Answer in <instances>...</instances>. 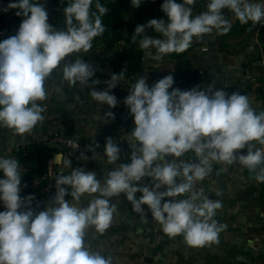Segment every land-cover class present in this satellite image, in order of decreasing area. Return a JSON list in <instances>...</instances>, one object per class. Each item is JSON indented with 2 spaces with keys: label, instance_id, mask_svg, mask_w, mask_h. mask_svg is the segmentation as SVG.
Masks as SVG:
<instances>
[{
  "label": "clouds",
  "instance_id": "9594fccd",
  "mask_svg": "<svg viewBox=\"0 0 264 264\" xmlns=\"http://www.w3.org/2000/svg\"><path fill=\"white\" fill-rule=\"evenodd\" d=\"M141 3L131 0L134 8ZM195 3L164 0L161 11L166 19L138 25L132 43L139 38V48L147 58L161 61L167 54L186 51L193 38L213 31L218 35L229 32L232 24L223 14L225 9L242 25L264 23V2L209 0L206 11L194 16ZM92 4L93 0H70L63 8V29L49 25L40 0H16L2 9L5 13L15 10L22 22L15 35L0 41V127L24 138L42 124L47 110L43 102L49 99L46 81L58 69L69 87L79 84L90 89L92 101L109 108L117 106V98L110 92L125 79L124 71L105 81L107 90L97 91L99 81L89 84L95 76L91 64L78 56L62 65L73 53H88L94 38L106 31L102 17L109 9L96 0L92 11ZM146 29H153L158 36L148 35ZM173 84V76L168 75L151 87L147 77L129 85L124 104L135 125L126 140L130 163L117 164L120 148L111 137L105 141L103 156L94 151L99 147L95 143L81 152V160L88 158L85 152H91V159L112 166L103 182L95 172L73 169L70 159L56 154L54 162L62 168L55 177V195L43 210H38L39 202L33 207V195L20 196L19 161L0 156V201L5 208L0 212V264H113L111 256L104 257L87 246L85 237L88 229L102 235L110 228L117 213L110 200L121 194L142 219L146 218L143 206H147L169 238L182 236L193 248L219 243L226 225L215 217L223 204L195 185L213 172V163H238L252 173L250 179L264 183V111L257 113L247 96L239 92L229 95L213 84L206 90L197 85L185 91ZM54 91L63 97L62 88ZM94 118L102 119L99 114ZM114 119L109 111L103 122ZM68 143L79 147L71 139ZM245 147L246 155H236ZM189 152L192 159H181ZM193 156L198 162H193ZM64 169L70 172L64 174ZM144 178H150L151 184L136 186ZM162 187L166 191L161 192ZM137 193H141L140 199H136ZM66 196L71 199L65 200ZM83 198H87L86 206Z\"/></svg>",
  "mask_w": 264,
  "mask_h": 264
},
{
  "label": "crops",
  "instance_id": "0c3cea01",
  "mask_svg": "<svg viewBox=\"0 0 264 264\" xmlns=\"http://www.w3.org/2000/svg\"><path fill=\"white\" fill-rule=\"evenodd\" d=\"M208 2L209 0L198 1L193 15L206 11ZM223 14L232 24L229 32L218 35L213 31L199 39L193 38L191 46L184 51L197 69L198 80L194 85L180 90H191L197 85L200 90H206L213 84L217 90H223L229 95L239 92L247 96L251 106L259 113L264 111L259 83V62L264 61V23L252 25L249 22L242 25L227 9ZM151 51L155 54L154 49ZM179 54H167L161 61H154L147 58L144 51L141 70L137 74H131L127 64L117 63L118 55L114 51L92 48L88 53H73L65 58L62 65L78 56L85 63L91 64L95 69V76L89 84L99 81L95 88L97 91L107 90L105 81L110 80L113 74L125 72V79L110 92L117 98V106L109 108L107 104L100 105L92 101L89 88H81L79 84L69 87L67 82H62L61 70H55L45 85L49 90V99L44 101L47 106L43 113L45 120L24 138L0 127V156L32 143H47L58 135H68L78 140L84 151L91 144H98L99 147L94 148V151L103 156L105 141L111 137L120 148L121 159L117 164L130 163L131 150L126 140L135 125L134 117L129 115V109L124 104V99L129 94V85L139 77H147L149 87L168 75L174 78L179 64L176 56ZM56 88L63 89L62 98L56 95ZM173 88H176L174 84ZM109 111L114 114L115 119L104 123L105 113ZM98 114L101 121L94 118ZM56 154H63L70 159L73 169L82 168L85 172H95L97 180L101 182L104 174L112 171V166L91 159V152L84 153L88 157L86 160L80 159L81 152L73 156H69L67 152L54 153V159ZM246 154L247 147L236 153ZM181 159L186 160L185 157ZM20 167L21 198L33 195L39 200V208L43 210L52 197L47 192L45 177L31 178V168L25 165ZM64 171L68 174L70 169ZM250 176L252 173L238 163L230 166L213 163V172L204 191L210 199L220 200L223 204L222 210H218L215 217L219 223L226 225L219 234L218 244L193 248L184 242L182 236L169 238L152 218L147 206H143L146 218L142 219L140 214L132 211V205L124 194L110 200L117 207L110 228L102 235L94 229H88L85 243L92 250L100 251L104 257L111 256L113 264H264V200L260 194L262 185L250 179ZM150 184V178H144L136 186ZM160 191H166V187H162ZM140 198L141 193H137L136 199ZM69 199L70 196L65 197V200ZM164 202L166 201H162V204ZM82 203L86 206L87 198H83ZM3 211L5 208L0 201V212Z\"/></svg>",
  "mask_w": 264,
  "mask_h": 264
},
{
  "label": "trees",
  "instance_id": "16d2710c",
  "mask_svg": "<svg viewBox=\"0 0 264 264\" xmlns=\"http://www.w3.org/2000/svg\"><path fill=\"white\" fill-rule=\"evenodd\" d=\"M40 2L51 3L62 11V18L58 26L59 29H63L65 27L63 8L70 0H40ZM99 2L106 6L109 12L102 17L106 31L102 36L94 38L92 48H102L106 52H116L118 55L117 63L120 65L127 64L130 73L137 74L142 68L144 50L139 48V38H137V43H132V36L138 25H146L151 19H166L164 13L161 11V5L164 3V0H142L139 8H134L131 0H99ZM175 2L182 3L183 0H175ZM9 3L10 0H0V5L2 4L3 6L0 8V23L11 22L16 17L17 32L22 18L15 15V10H10L6 13L2 11ZM95 3L96 0H93L92 11H95ZM197 5L198 0L192 6L193 14ZM146 32L148 35L158 36L153 29H146ZM176 59L179 61V64L174 76V86L178 89H183L194 85L198 80V72L187 58L186 53H180L176 56ZM53 154V151L44 142L29 144L24 148L13 150L5 156L14 157L19 161L20 165L30 167L29 176L31 178H41L46 176L48 161ZM47 183L46 180L45 184ZM260 194L264 200V184L262 185ZM37 202L39 200L35 198L33 207H36Z\"/></svg>",
  "mask_w": 264,
  "mask_h": 264
},
{
  "label": "built area",
  "instance_id": "2783aa9c",
  "mask_svg": "<svg viewBox=\"0 0 264 264\" xmlns=\"http://www.w3.org/2000/svg\"><path fill=\"white\" fill-rule=\"evenodd\" d=\"M251 1V0H250ZM260 65V90H261V95H262V101L264 103V61L259 62ZM44 104V102H43ZM71 139L75 143L79 145V147H74L73 145H70L68 143V140ZM46 145L53 151V153H61V152H67L69 156H73L76 153H80L84 151L83 145L76 139H74L71 136L68 135H58L52 139H50ZM192 153L189 152L185 154V159L190 160L192 159ZM54 157H51L50 160L48 161V167H47V174L45 176V179L47 180V192L49 193L50 196L55 195V177L56 175L60 174L61 168L57 163L54 162ZM193 162L196 163L197 158L193 156ZM64 174L65 171L63 170ZM210 179V175L201 182H197L195 185L196 189L203 188L205 189L207 182ZM263 185L264 183H259ZM35 208V207H34ZM38 210H41L40 208Z\"/></svg>",
  "mask_w": 264,
  "mask_h": 264
},
{
  "label": "rangeland",
  "instance_id": "374dc122",
  "mask_svg": "<svg viewBox=\"0 0 264 264\" xmlns=\"http://www.w3.org/2000/svg\"><path fill=\"white\" fill-rule=\"evenodd\" d=\"M256 2H264V0H255ZM10 2H16L15 0H10ZM46 11L48 13V23L53 28L59 29V22L62 18V11L54 7L51 3H44ZM2 4L0 8H2ZM1 33L0 40L7 39L10 36L15 35L17 30V21L16 17L12 19L11 22L0 23Z\"/></svg>",
  "mask_w": 264,
  "mask_h": 264
},
{
  "label": "water",
  "instance_id": "95a60500",
  "mask_svg": "<svg viewBox=\"0 0 264 264\" xmlns=\"http://www.w3.org/2000/svg\"><path fill=\"white\" fill-rule=\"evenodd\" d=\"M198 1H202V0H198ZM126 7H127V5H126Z\"/></svg>",
  "mask_w": 264,
  "mask_h": 264
}]
</instances>
